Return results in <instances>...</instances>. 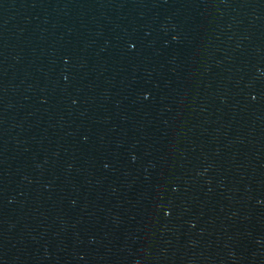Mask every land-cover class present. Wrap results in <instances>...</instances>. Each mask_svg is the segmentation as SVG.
I'll return each mask as SVG.
<instances>
[{
  "label": "water",
  "instance_id": "1",
  "mask_svg": "<svg viewBox=\"0 0 264 264\" xmlns=\"http://www.w3.org/2000/svg\"><path fill=\"white\" fill-rule=\"evenodd\" d=\"M0 264H264V0H0Z\"/></svg>",
  "mask_w": 264,
  "mask_h": 264
}]
</instances>
